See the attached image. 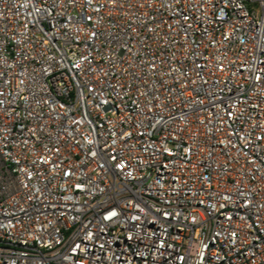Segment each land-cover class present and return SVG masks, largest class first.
<instances>
[{
  "label": "built area",
  "instance_id": "obj_1",
  "mask_svg": "<svg viewBox=\"0 0 264 264\" xmlns=\"http://www.w3.org/2000/svg\"><path fill=\"white\" fill-rule=\"evenodd\" d=\"M0 264H264V0H0Z\"/></svg>",
  "mask_w": 264,
  "mask_h": 264
}]
</instances>
